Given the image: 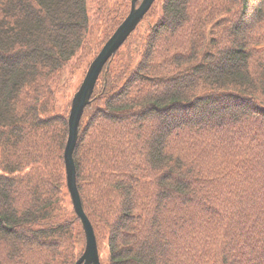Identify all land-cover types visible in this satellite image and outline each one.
<instances>
[{
    "label": "trees",
    "instance_id": "1",
    "mask_svg": "<svg viewBox=\"0 0 264 264\" xmlns=\"http://www.w3.org/2000/svg\"><path fill=\"white\" fill-rule=\"evenodd\" d=\"M97 16L88 0H0V264L82 254L53 84ZM145 17L139 59L136 28L73 152L101 264H264V0H155Z\"/></svg>",
    "mask_w": 264,
    "mask_h": 264
},
{
    "label": "water",
    "instance_id": "2",
    "mask_svg": "<svg viewBox=\"0 0 264 264\" xmlns=\"http://www.w3.org/2000/svg\"><path fill=\"white\" fill-rule=\"evenodd\" d=\"M154 1L155 0H130V8L127 15L91 60L80 85L71 98V106L67 117L68 135L63 151V158L67 190L72 207L81 222L85 238L84 250L74 264H101L93 225L84 211L76 184V167L73 159V152L78 140L80 120L84 109L91 101L94 87L104 66L116 54L130 34L135 31ZM137 2H139L138 5Z\"/></svg>",
    "mask_w": 264,
    "mask_h": 264
},
{
    "label": "rangeland",
    "instance_id": "3",
    "mask_svg": "<svg viewBox=\"0 0 264 264\" xmlns=\"http://www.w3.org/2000/svg\"><path fill=\"white\" fill-rule=\"evenodd\" d=\"M130 8V0H110L107 6H103L100 0H88V9L91 14L98 12V16L93 22L90 33L87 35L86 42L82 49L68 62L62 69L53 84L55 95V113L67 114L70 110V101L73 93L80 85L87 66L95 54L100 49L102 42L110 31L108 19L112 18L119 11L124 15ZM152 18L145 17L137 27L138 32L133 37L132 49L136 52L135 61L139 59V50L141 45L140 36L145 32ZM206 38H208L206 36ZM1 153V152H0ZM67 206L70 208V200L68 194L65 193ZM85 241L79 243L77 250H84ZM105 245V242L102 244ZM99 243L100 256L104 257L107 248ZM83 252V251H82Z\"/></svg>",
    "mask_w": 264,
    "mask_h": 264
}]
</instances>
